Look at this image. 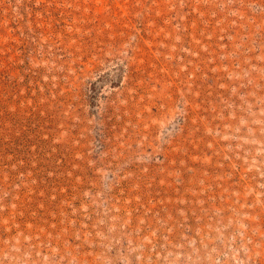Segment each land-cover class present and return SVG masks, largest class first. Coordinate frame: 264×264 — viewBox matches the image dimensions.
I'll return each mask as SVG.
<instances>
[{
	"label": "rangeland",
	"instance_id": "obj_1",
	"mask_svg": "<svg viewBox=\"0 0 264 264\" xmlns=\"http://www.w3.org/2000/svg\"><path fill=\"white\" fill-rule=\"evenodd\" d=\"M0 264H264V0H0Z\"/></svg>",
	"mask_w": 264,
	"mask_h": 264
}]
</instances>
